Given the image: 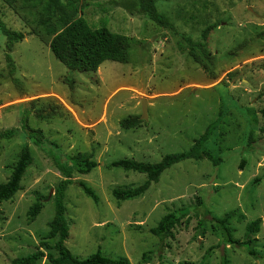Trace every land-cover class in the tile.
Returning a JSON list of instances; mask_svg holds the SVG:
<instances>
[{
  "label": "rangeland",
  "instance_id": "1",
  "mask_svg": "<svg viewBox=\"0 0 264 264\" xmlns=\"http://www.w3.org/2000/svg\"><path fill=\"white\" fill-rule=\"evenodd\" d=\"M77 5V17L92 29L106 27L132 40L128 63L107 61L95 73L70 71L53 57L51 37L37 26L41 2L0 0L5 27L24 36L7 50L0 32V133L15 129L13 138L0 139V184L24 145L33 159L20 191L0 204V264L31 254L47 236L54 188L62 179L50 150L61 158L82 153L98 163L87 175L73 173L65 192V246L72 255L85 259L100 250L129 264H220L222 256L229 264H264V0H155L167 28L150 21L134 0ZM189 43L201 47L206 71L191 57ZM142 99L147 121L121 128L122 119L140 118ZM219 114L223 119L206 149L221 163L186 160L141 197H112L114 189L146 181L143 174L109 167L112 162L155 164L187 152ZM25 125L41 131L44 148L27 138ZM79 182L94 191L97 203ZM38 199L42 210L29 222L27 212ZM182 209L189 215L172 238L150 233L163 216ZM226 215L239 242L249 237L246 225L261 219L260 231L249 237L255 256L223 244L211 231L212 218ZM36 264L49 263L44 258Z\"/></svg>",
  "mask_w": 264,
  "mask_h": 264
},
{
  "label": "trees",
  "instance_id": "2",
  "mask_svg": "<svg viewBox=\"0 0 264 264\" xmlns=\"http://www.w3.org/2000/svg\"><path fill=\"white\" fill-rule=\"evenodd\" d=\"M7 4L12 5L13 0H6ZM28 1V0H27ZM32 1V0H29ZM41 2L40 13L37 19V26L42 33L51 37L49 50L53 57L70 71L79 73H95L105 62H116L126 64L129 61V51L131 39L124 35L111 32L106 27L92 29L88 23L77 17L79 8L77 0H39ZM137 2L141 11H143L150 21L162 28L170 27L163 15L158 13L155 7V0H134ZM0 32L6 39L7 50L11 49L12 44L23 40L21 33L9 31L0 18ZM197 49V50H195ZM199 45L189 43V53L196 63L206 71V64L203 60V54ZM5 59L11 65L8 55ZM12 66V65H11ZM12 71V70H11ZM263 123L260 132L264 134V108L260 110ZM223 115L219 114L217 119L208 125L205 132L194 141L193 146L187 152L179 154H170L164 156L160 162L152 164L139 162L132 159H122L112 162L109 167L122 169L126 172H134L146 176V181L138 186L127 189H114L112 197L119 202L134 200L146 193L153 183H157L159 177L167 169L186 160H207L213 165L221 163V159L214 157L207 151V143L213 133L219 127ZM139 124L138 117H127L119 122L123 129H131ZM23 131L27 138L39 148H44L46 139L40 130L31 129L26 125ZM15 135V129L6 130L0 133V139H11ZM51 154L56 168L62 176V179L54 188L53 205L54 215L48 223L49 231L45 240L41 241L37 249L31 254L16 258L12 264H36L42 259H46L49 264H129L124 258L111 259L104 256L100 250L85 259H80L67 249L65 242L69 235V225L65 217V192L68 186L73 184L72 174L87 175L91 173L98 163L82 153L61 158L59 153L52 150ZM33 159L28 145H24L19 153L18 159L10 167L8 179L0 184V204L13 199L15 194L21 189V180ZM78 186L84 194L91 198L94 203L98 202V197L94 191L84 183L79 182ZM202 205L201 202H198ZM42 210V202L38 199L33 203L28 212L29 222H33ZM208 213V211H206ZM189 215V210L182 209L170 212L163 216L156 227L150 229V233L159 239L164 237H173L174 227ZM230 216L226 215L222 219L212 218L211 231L216 233L222 239L223 244L227 246H238L250 256H255L251 250V235L260 231L261 219H256L246 225V241L239 242L233 239L229 228L227 227ZM50 240L52 245L46 242ZM145 255L142 257L144 258ZM145 259H142L144 262ZM220 264H229L225 256H222Z\"/></svg>",
  "mask_w": 264,
  "mask_h": 264
},
{
  "label": "water",
  "instance_id": "3",
  "mask_svg": "<svg viewBox=\"0 0 264 264\" xmlns=\"http://www.w3.org/2000/svg\"><path fill=\"white\" fill-rule=\"evenodd\" d=\"M139 119L141 121H147V102L145 99L141 100V116Z\"/></svg>",
  "mask_w": 264,
  "mask_h": 264
}]
</instances>
